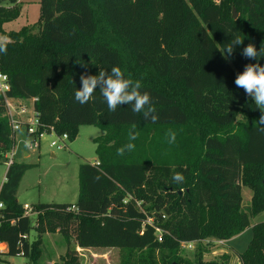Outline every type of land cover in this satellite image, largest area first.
Wrapping results in <instances>:
<instances>
[{"label": "trees", "instance_id": "trees-1", "mask_svg": "<svg viewBox=\"0 0 264 264\" xmlns=\"http://www.w3.org/2000/svg\"><path fill=\"white\" fill-rule=\"evenodd\" d=\"M10 2L0 3L8 96L37 98L43 125L70 141L82 125L104 134L94 139L96 161L80 165L77 202L33 206L39 235L33 242L30 216L17 199L27 166L8 167L0 188V242L8 248L2 261L25 256L38 264L42 236L60 233L67 243L63 264H81L78 249L90 248H120L121 264H191L180 254L182 243L227 241L251 227L264 211L262 113L234 81L245 65L264 66V57L242 55L249 43L257 51L264 43V0H40L38 32L30 26L6 32L4 24L21 14L19 0ZM237 36L244 43L226 59L223 49ZM113 66L142 82L155 122L131 105L109 112L99 88L88 103L75 101L81 74L110 73ZM8 122L0 95V158L15 148ZM169 131L176 134L172 143ZM129 142L135 149L118 155ZM174 173L183 183L173 181ZM244 187L252 192L246 204ZM252 231L239 260L264 264V221ZM197 264L217 263L199 255Z\"/></svg>", "mask_w": 264, "mask_h": 264}, {"label": "rangeland", "instance_id": "rangeland-1", "mask_svg": "<svg viewBox=\"0 0 264 264\" xmlns=\"http://www.w3.org/2000/svg\"><path fill=\"white\" fill-rule=\"evenodd\" d=\"M0 3L4 6L11 5L10 0H0ZM19 4L21 6L20 16L4 24V30L6 32L18 31L23 26H30L34 32H38L40 29V0H19ZM0 38L7 40L6 35L1 32ZM239 121L240 118H238ZM103 134L104 132L96 126L82 125L76 139L67 142L66 149L51 148L50 140L46 137L42 140L40 149L33 151L24 146L23 141L28 138L25 127H23L17 131L14 150L7 153L5 158L4 156L0 158V188L8 170V159L12 157L15 163L27 166L17 192V199L21 205L75 204L79 194L80 165L83 163L93 164L96 161L94 139ZM52 152L55 156H52ZM242 194L244 203L250 202L252 192L248 187L243 188ZM30 219L33 228L29 240L33 242L39 237L35 229L36 214H32ZM250 221L251 227L232 241L219 244L215 241L204 240L191 247H182L180 254L191 264H197L199 255L205 262L240 264L239 254L246 250L252 239V226L264 221V211L252 217ZM42 240L43 253L38 264H63L61 257L67 251L65 238L60 233H48L42 236ZM78 253L81 264H121L124 256V251L120 248L78 249ZM5 258L8 261L7 264H33L25 256L7 255Z\"/></svg>", "mask_w": 264, "mask_h": 264}, {"label": "clouds", "instance_id": "clouds-1", "mask_svg": "<svg viewBox=\"0 0 264 264\" xmlns=\"http://www.w3.org/2000/svg\"><path fill=\"white\" fill-rule=\"evenodd\" d=\"M243 43L244 39L238 36L232 39L231 43L223 49L222 53H227L225 58L231 56L235 50L234 46L243 45ZM0 53H7V44L4 38H0ZM242 55L248 59L258 61L259 58L264 57V43L261 44L259 51L253 43H249L243 48ZM80 80L82 87L76 89L74 93V99L79 104L88 103L94 92L99 88L109 112H115L122 105H131L132 111L137 114L142 113L146 120L150 119L155 122L158 119L151 95L147 91H141L142 82L125 78L119 66L111 67L110 73L100 70L98 75L81 74ZM234 83L237 88L243 89L246 95L253 99L257 108L261 110L262 114L257 122L261 125L259 130L264 132V66H261L259 62L245 65L244 70L237 74ZM136 138L134 132L129 133L130 141H134ZM175 138V132L169 131V143L174 142ZM23 143L26 148L31 147L30 139H25ZM134 149L135 144L129 142L117 149V154L123 156L126 151ZM172 179L176 183H183L185 178L181 173H174Z\"/></svg>", "mask_w": 264, "mask_h": 264}, {"label": "built area", "instance_id": "built-area-1", "mask_svg": "<svg viewBox=\"0 0 264 264\" xmlns=\"http://www.w3.org/2000/svg\"><path fill=\"white\" fill-rule=\"evenodd\" d=\"M11 91V84L7 75L0 72V95L2 96L8 124L10 128L17 134V131L25 127L27 138L31 140L30 150L36 151L41 147L42 140L46 137L50 140V147L57 150H63L68 147L67 142L70 141L68 134H59L54 127H46L40 120L38 112L35 109L37 98L17 99L8 96ZM14 159H8V167L12 165ZM96 165H99L98 163ZM5 181V180H4ZM4 208V204L0 200V209ZM24 215H37V211L29 204L23 205ZM152 223V219L148 220ZM1 224V219H0ZM158 240L162 239V231L157 229ZM216 243L223 244L225 241L213 240ZM197 242L182 243V247H191ZM8 251L7 245L0 242V264H6L2 261L3 255Z\"/></svg>", "mask_w": 264, "mask_h": 264}, {"label": "crops", "instance_id": "crops-1", "mask_svg": "<svg viewBox=\"0 0 264 264\" xmlns=\"http://www.w3.org/2000/svg\"><path fill=\"white\" fill-rule=\"evenodd\" d=\"M7 40H8V38H7ZM7 40H5V41H7ZM26 156H27V154H25ZM52 156H55V154H54V152H52ZM15 162V161H14ZM250 199V198H249ZM239 235H237V237H238ZM234 238H236V236L235 237H233L232 239H230V240H227V241H225V243H227V242H229V241H232ZM241 264V263H240Z\"/></svg>", "mask_w": 264, "mask_h": 264}, {"label": "water", "instance_id": "water-1", "mask_svg": "<svg viewBox=\"0 0 264 264\" xmlns=\"http://www.w3.org/2000/svg\"><path fill=\"white\" fill-rule=\"evenodd\" d=\"M233 16H234V18L238 17V15H237V13L235 11H233ZM173 264H179V263H173Z\"/></svg>", "mask_w": 264, "mask_h": 264}]
</instances>
